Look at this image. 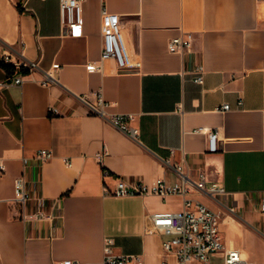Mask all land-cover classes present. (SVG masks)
<instances>
[{
	"label": "crops",
	"instance_id": "crops-1",
	"mask_svg": "<svg viewBox=\"0 0 264 264\" xmlns=\"http://www.w3.org/2000/svg\"><path fill=\"white\" fill-rule=\"evenodd\" d=\"M103 7L121 19L126 68L107 60L90 73ZM82 18L83 34L71 36L60 0H0V83L23 80L0 88V264H102L106 238L131 264H177L150 216L182 212L183 198L112 194L120 180L179 184L176 167L225 189L218 202L189 197L218 212L226 249L264 264V0H83ZM186 33L191 52L170 53L168 41ZM24 62L40 69L19 70ZM56 66L58 83L43 86ZM98 94L107 117L132 116L139 141L90 112L101 109ZM200 128L218 133L216 152Z\"/></svg>",
	"mask_w": 264,
	"mask_h": 264
},
{
	"label": "built area",
	"instance_id": "built-area-1",
	"mask_svg": "<svg viewBox=\"0 0 264 264\" xmlns=\"http://www.w3.org/2000/svg\"><path fill=\"white\" fill-rule=\"evenodd\" d=\"M82 2L83 0H60L61 20L71 36L83 34ZM101 18V58L99 62H90L87 65V70L90 73L101 71L104 62L107 60H115L120 69H125L126 57L121 44V19L117 15L110 14L105 7L102 9ZM192 40L193 37L190 33L171 38L167 45L168 51L172 54H188L192 49ZM4 62H7V60H4ZM16 67L30 73L40 69L38 62H24L17 64ZM57 70L58 67L56 66L54 72L44 73L40 83L46 87L57 84L58 79L55 76ZM204 74V68L198 66L194 72V82L202 85ZM22 83V78L17 77L9 82L0 83V88L22 85ZM80 99L84 100L83 98ZM242 104L243 102L240 101L239 106H242ZM98 105L101 109L90 106V112L107 119L130 139L139 141V130L129 125L132 116L114 115L107 117L104 110L106 103L101 94H98ZM230 110L229 104H223L219 108L222 113ZM196 131L207 136L209 151L216 152L218 150V133L215 130L200 128ZM37 157L45 162L52 158V152L40 150ZM3 168L2 163H0V170H3ZM176 171L181 177V182L174 186L167 185L163 180H157L152 184L129 183L120 180L112 194L117 197L154 195L162 198L178 195L183 198L182 212L159 213L150 216V231L168 237L167 240L163 241V250L166 255L175 256L177 264H213L214 258L221 260V264H254L243 259L237 250L226 249L220 232L218 212L204 202L189 197L192 190H195L218 202V198L226 194L225 189L218 185L207 187L205 177L202 174L198 180L193 181L183 174L182 167H176ZM15 187L16 202L24 208L29 198L25 190L24 177L16 179ZM22 217L26 220L28 216L23 213ZM133 262H138V259L115 255L113 253V240L111 238L105 239L102 264H131ZM54 264L85 263L65 260Z\"/></svg>",
	"mask_w": 264,
	"mask_h": 264
},
{
	"label": "rangeland",
	"instance_id": "rangeland-1",
	"mask_svg": "<svg viewBox=\"0 0 264 264\" xmlns=\"http://www.w3.org/2000/svg\"><path fill=\"white\" fill-rule=\"evenodd\" d=\"M221 263H222L221 260L216 258L213 259V264H221Z\"/></svg>",
	"mask_w": 264,
	"mask_h": 264
},
{
	"label": "trees",
	"instance_id": "trees-1",
	"mask_svg": "<svg viewBox=\"0 0 264 264\" xmlns=\"http://www.w3.org/2000/svg\"><path fill=\"white\" fill-rule=\"evenodd\" d=\"M7 69L10 70V71H13L12 67L7 66Z\"/></svg>",
	"mask_w": 264,
	"mask_h": 264
}]
</instances>
